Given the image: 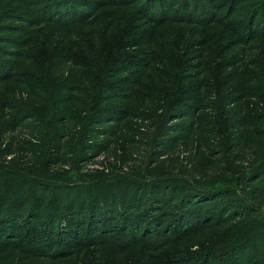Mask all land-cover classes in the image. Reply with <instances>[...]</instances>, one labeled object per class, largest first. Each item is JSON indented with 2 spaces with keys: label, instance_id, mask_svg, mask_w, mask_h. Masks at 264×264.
Wrapping results in <instances>:
<instances>
[{
  "label": "rangeland",
  "instance_id": "1",
  "mask_svg": "<svg viewBox=\"0 0 264 264\" xmlns=\"http://www.w3.org/2000/svg\"><path fill=\"white\" fill-rule=\"evenodd\" d=\"M74 1L52 15L59 22L45 1L0 0V193L44 212L84 180L108 206L152 196L165 214L198 190L210 221L163 247L118 244L117 233L51 255L8 242L0 264H169L200 247L211 259L234 246L263 256L251 235L264 232V34L239 41L213 21L154 22L157 5L141 10L142 0ZM204 1L212 17L227 10ZM247 2L238 14H250Z\"/></svg>",
  "mask_w": 264,
  "mask_h": 264
},
{
  "label": "trees",
  "instance_id": "2",
  "mask_svg": "<svg viewBox=\"0 0 264 264\" xmlns=\"http://www.w3.org/2000/svg\"><path fill=\"white\" fill-rule=\"evenodd\" d=\"M41 1H45L42 10L50 9L47 17L59 22H65V20L61 18L54 19L53 14L66 13V10L76 9L73 5L74 0H53L52 4H50V1ZM173 1L142 0L140 6L141 10H150L152 6L157 5V14H151V17L155 19L154 22L179 18L197 22L213 21L217 24L220 23L221 26L224 24L225 28L231 30L234 37L239 41H247L250 38L248 37L249 34H251V37L254 33L264 34V0H256L255 5L250 8V14H238L240 10L248 7L251 3L247 2L248 0H224L227 4V10L219 14L217 8V16L214 17L210 14L212 5L204 0H177V3L172 4ZM66 2L71 7L70 9L64 6ZM224 6L225 4L218 7L222 9ZM205 11L208 14L205 15ZM80 12L83 14L80 15ZM84 12L85 10L79 8L77 16L85 15ZM151 12L153 11L151 10ZM224 14L227 15L224 16ZM244 15L245 17H243ZM244 32L247 34H244ZM120 49L116 48V50ZM149 63V60H144L140 65L145 67ZM6 73V65L0 64V81L7 77ZM130 80L136 83V79ZM133 89L130 91H133ZM116 114L118 115L117 112ZM111 115L114 116L115 114ZM164 179L159 178V181ZM79 183L71 185V187L80 186L81 190L79 192L67 195L62 198L67 200L63 205L56 203L44 212H40L36 204L29 205L24 212L23 205L25 202L21 196L16 194L8 196L0 193V245L10 242L19 244L22 250L31 254L51 255L71 250L82 243L88 244L92 241L98 242L107 238H113L112 241H114L113 233H117L115 239L118 238V244H127L137 238L150 246L162 243L160 247H163L171 241L175 242L183 236H187L192 228L210 221V213L199 211L200 205L203 204L198 190L186 189L178 201L175 202L177 207L166 210L167 212L164 214L162 209L158 208V202L162 199L151 196V199L142 198L140 200L139 197L134 196V204L131 203L133 206L126 210L125 206H108L107 197L102 196L99 189L94 188L87 181L80 180ZM63 186L56 188L61 189ZM213 193L215 194L214 191ZM56 195L61 194L55 192ZM211 199H216V197ZM196 200L199 202L196 203ZM205 201L209 202L210 200L205 199L203 203ZM242 205H245V203ZM223 207L221 205L219 209L222 210ZM231 212L240 211L238 209L229 211L226 215H230ZM164 221L166 222L165 225ZM157 223L159 224L156 225ZM95 229L96 234H94ZM91 231H94L93 235H90ZM109 232L111 233L108 234ZM251 238L264 241V232L259 235L252 234ZM243 239L248 241L245 237ZM57 245H59L58 248H56ZM244 245L247 247V243ZM184 250L172 255L169 254V257L167 256L168 258L166 257L165 260L169 264H264V255H258L254 258H241L238 253V246H234L231 250L221 251L222 255L214 259H211L216 253L213 250L202 247L195 250L190 249L191 251ZM234 251L237 253H234Z\"/></svg>",
  "mask_w": 264,
  "mask_h": 264
}]
</instances>
